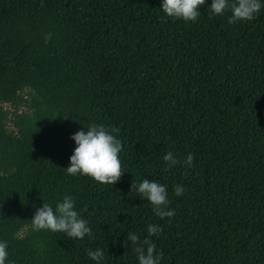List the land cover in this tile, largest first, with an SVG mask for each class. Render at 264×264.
I'll list each match as a JSON object with an SVG mask.
<instances>
[{"label": "trees", "instance_id": "trees-1", "mask_svg": "<svg viewBox=\"0 0 264 264\" xmlns=\"http://www.w3.org/2000/svg\"><path fill=\"white\" fill-rule=\"evenodd\" d=\"M211 3L185 22L162 0H0L5 264H96L97 249L100 264H139L127 236L149 225L162 229L150 237L160 264H264V7L229 24ZM92 124L119 129L115 185L66 171L71 137ZM144 179L166 186L174 217L132 190ZM65 196L91 238L33 229Z\"/></svg>", "mask_w": 264, "mask_h": 264}, {"label": "clouds", "instance_id": "clouds-1", "mask_svg": "<svg viewBox=\"0 0 264 264\" xmlns=\"http://www.w3.org/2000/svg\"><path fill=\"white\" fill-rule=\"evenodd\" d=\"M205 4V0H162L161 9L169 18L195 22L199 15V9ZM264 7L260 0H212L209 11L216 16L222 15L226 10H231L229 24L244 21H252ZM119 133L117 128H106L104 125L92 124L87 131L75 133L71 139L76 147L70 157V167L66 169L69 175H85L94 181L104 185H115L123 171L118 154L122 150L121 141L116 138ZM195 157L189 154L184 164L191 168ZM168 168L175 167L179 161L171 152L164 156ZM167 170V169H166ZM132 190H136L152 205L154 214L164 219L172 218L174 210H168L169 199L166 186L144 179L139 185L132 183ZM175 194L181 196L185 189L182 185L174 188ZM32 221L34 230H49L54 233H65L70 239H84L92 237V231L87 221L80 218L75 209V201L71 196H65L55 209L50 204L44 203L36 210ZM162 229L156 225L147 228L148 237L141 240L135 233H129L127 239L131 242L139 264H160L162 253L156 254V246L150 237L157 235ZM7 243L0 242V264H5L7 258ZM88 257L96 261V264L104 259L102 250H89Z\"/></svg>", "mask_w": 264, "mask_h": 264}, {"label": "rangeland", "instance_id": "rangeland-1", "mask_svg": "<svg viewBox=\"0 0 264 264\" xmlns=\"http://www.w3.org/2000/svg\"><path fill=\"white\" fill-rule=\"evenodd\" d=\"M3 110H6L8 112V118L12 117V113L14 112V108L12 106H10L9 104H3L1 105ZM21 111H24L25 108L21 107L20 108ZM9 129H13L12 125L10 123L7 124Z\"/></svg>", "mask_w": 264, "mask_h": 264}]
</instances>
